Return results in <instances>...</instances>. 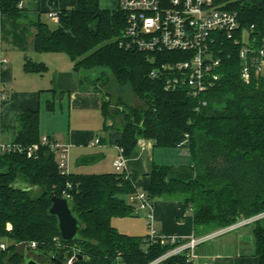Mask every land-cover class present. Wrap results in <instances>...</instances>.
I'll list each match as a JSON object with an SVG mask.
<instances>
[{
  "label": "trees",
  "instance_id": "16d2710c",
  "mask_svg": "<svg viewBox=\"0 0 264 264\" xmlns=\"http://www.w3.org/2000/svg\"><path fill=\"white\" fill-rule=\"evenodd\" d=\"M101 1L78 0L76 8L59 10L55 29L41 21L33 23L35 51L64 53L77 73L86 72L80 83L90 78L92 90L103 96L105 124L109 119L113 122L110 127L104 125L105 129L122 131L118 145L127 157L140 139L154 140L155 147H180L189 152L194 161L191 166L152 163L146 192L152 202L156 198L184 201L193 214L195 236L263 213L264 75L243 81L240 46L221 37L222 79L203 95L207 105L197 111L199 99L186 89L166 91L162 78L150 76L159 62L178 60L179 54H160L157 63L144 52L123 47L126 13L120 8L104 9ZM214 2L238 12L241 29L250 31L254 46L264 39V0ZM0 12L22 15L18 0H0ZM24 68L38 73L47 70L45 64L30 59ZM108 88L119 91L114 102ZM126 90L143 105H127ZM53 104L50 101L51 110ZM119 117L118 127L115 119ZM41 136L39 110L23 109L13 144L38 145L37 151L30 157L14 150L0 153V239L11 241L0 250V264H24L25 254L17 246L32 241L37 247L31 251L48 264H66L74 252V264H152L179 243H151L147 236L125 234L113 225L115 217L137 214L128 201L139 189L136 174L124 170L63 175L56 155L41 144ZM65 194L70 195V207L80 221L70 241L61 237L58 219L49 212L52 197ZM9 223L12 230L7 228ZM253 224L257 254L264 264V217ZM155 264L189 263L183 253Z\"/></svg>",
  "mask_w": 264,
  "mask_h": 264
},
{
  "label": "crops",
  "instance_id": "0c3cea01",
  "mask_svg": "<svg viewBox=\"0 0 264 264\" xmlns=\"http://www.w3.org/2000/svg\"><path fill=\"white\" fill-rule=\"evenodd\" d=\"M22 4L21 17L2 15L0 18V87L7 91L8 98L0 108V142H12L18 131V117L23 109L39 110L40 132L63 144L70 145L69 171L78 174H101L115 172L113 167L106 170L108 153L110 157L117 154L118 142L122 139V131L105 129L110 127L111 120L105 124L101 104L103 96L92 90L89 80L81 85V73L74 69V63L64 53H38L34 40L37 32L33 23L41 21L55 29L58 22L52 19V10L76 8L78 0H18ZM101 7L115 10L119 8V0H102ZM30 59L43 63L47 70L42 73L25 71V62ZM89 82V84H88ZM68 100L70 113L73 111H101L103 128L100 131L106 137L97 136V129L89 126H70L67 134L48 125L50 112L56 110L59 100L61 107ZM53 101V109L49 108ZM99 131V130H98ZM100 139L99 143H95ZM94 143V145H92ZM91 148V149H90ZM154 140L140 139L133 154L127 158V171L136 174V186L147 191L150 186V167L152 163L164 164L156 160ZM92 149H95L91 151ZM172 149H181L180 147ZM162 154V153H160ZM161 156V155H160ZM173 166H185L186 164ZM105 166V167H104ZM111 166L113 162L111 160ZM93 167L96 170L90 171ZM149 219L145 213L138 212L128 217L113 218V225L122 233L128 218L139 215ZM118 223V226L114 222ZM153 225L157 232L166 237L190 238L195 236L194 219L191 209L182 200L156 198L153 201ZM119 226H122L119 228ZM214 232V231H213ZM213 232H201L196 237ZM135 235V234H134ZM145 235V234H144ZM142 235V236H144ZM6 241V239H1ZM31 251V250H30ZM194 252L199 263L206 264H260L257 254V238L255 225L247 224L236 229L211 237L198 244ZM25 257L36 256L33 252L24 251ZM34 258H38L37 256Z\"/></svg>",
  "mask_w": 264,
  "mask_h": 264
},
{
  "label": "built area",
  "instance_id": "2783aa9c",
  "mask_svg": "<svg viewBox=\"0 0 264 264\" xmlns=\"http://www.w3.org/2000/svg\"><path fill=\"white\" fill-rule=\"evenodd\" d=\"M22 9V4L19 3ZM119 8L126 13L127 26L123 32L121 45L126 49L138 50L147 54L150 61L158 63V55L174 53L178 60H168L158 64L150 71L152 78H162L166 91L186 89L193 98L199 99L196 110L207 105L203 97L222 79L223 41L233 40L234 45L240 46L238 55L242 61L240 75L243 81H249L252 76L264 75V39L254 46L250 40V31L241 29L239 14L236 10L224 5L215 4L214 0H119ZM2 13L0 12V18ZM56 22L60 19L59 10L50 13ZM246 32L249 40H244ZM239 33V37L236 34ZM180 56V57H179ZM8 98L6 90L0 87V108ZM96 139L95 143H99ZM41 144L48 147L55 155L59 169L63 175L69 171L70 145L63 144L47 135L41 136ZM94 145V143H92ZM38 145L22 147L12 142H0V153L6 151L25 152L29 157L35 154ZM118 157L114 161L117 172L127 168V156L122 146H117ZM64 197L69 198V194ZM135 211L143 212L149 219V235L151 243H177L152 264L172 256L186 254L189 264L199 263L194 252L195 247L211 237L255 223L264 217V212L234 223L211 234L188 239L166 237L157 232L153 225V202L146 191L138 189L128 197ZM8 230L12 227L7 226ZM58 242L59 237L54 238ZM10 240L0 243V250H5ZM28 250L35 249L37 243H19ZM77 252L67 260L66 264H74Z\"/></svg>",
  "mask_w": 264,
  "mask_h": 264
},
{
  "label": "rangeland",
  "instance_id": "374dc122",
  "mask_svg": "<svg viewBox=\"0 0 264 264\" xmlns=\"http://www.w3.org/2000/svg\"><path fill=\"white\" fill-rule=\"evenodd\" d=\"M248 38H249V34L246 32V34L244 35V40L246 42H248V40H249ZM85 73L86 72L82 71L80 75H87ZM88 74L90 75V73H88ZM90 77H91V75H90ZM89 80H90V78H89ZM108 90H109V88H108ZM109 91H110V97H112L111 99L114 102L116 100V97L118 96L119 91H116L115 88H112ZM123 98H124L125 103L127 105H132L135 107H141L143 105V103L134 94H132L128 90H126V93L123 95ZM111 107H112L111 109H113V107H115L114 104H112ZM119 107L121 109V106H119ZM69 109L70 108L68 106V100L67 99H66V103H64L63 107H61L60 101L58 100L56 102V110L54 112H50V119L48 120V125L56 128L57 130H59L61 132H63V134L65 135L68 133L70 126H76V124H78L80 126H89V124H91L93 127L98 128L97 133H96L97 136L106 137L105 133L103 131H100V129L102 130V128H103V124H102L103 119H102L101 111H84V112L73 111L71 114ZM109 120H111V119H109ZM115 120H116V126H118V127L121 126L122 118L119 117V118H116ZM112 123L113 122L111 120V124ZM93 150H95V149H92L91 151H93ZM155 153H156V157H157L156 160L158 162L165 163V165H168V164H174V165L186 164L185 166H191L194 164L192 156L189 154V152L185 148L172 149V148L157 147L155 150ZM160 153H162V154H160ZM106 155H107V158H105V159H107V161L104 163V165H107V168H108L106 170H110L113 167V169L115 171H117L115 166H114V161L118 157V151H117V154L115 157L114 156L110 157L111 153H108ZM111 160L113 162V166H111ZM89 170L92 171V170H96V169L91 167V168H89ZM122 171H124V170H122ZM139 216L140 217H138V218H128V220L125 221V224H126L125 230H127L128 232H131L132 235L135 234V236H142L144 234H145L144 236H147V235H149V227L147 225L148 224L147 218L142 214ZM9 224L12 227V224L11 223H9ZM114 224L118 226L117 220H116V222H114ZM121 227L122 226H119V228H121ZM1 242H4V240L0 239V243ZM10 243H11V241H10ZM17 248L23 254H24V251L31 252L30 250H28L24 246H20L19 244H18ZM36 256H32L31 254L28 255V257H33V258ZM28 257L26 256L25 258L27 259ZM37 257H38V260L42 264H48V263H45L40 256H37Z\"/></svg>",
  "mask_w": 264,
  "mask_h": 264
},
{
  "label": "water",
  "instance_id": "95a60500",
  "mask_svg": "<svg viewBox=\"0 0 264 264\" xmlns=\"http://www.w3.org/2000/svg\"><path fill=\"white\" fill-rule=\"evenodd\" d=\"M51 200H52V205L49 209V212L53 216H56L58 219L61 237L65 241H70L74 239L80 229V221L74 215L70 207L69 198L53 196ZM54 259L55 258H52V260ZM24 264H42V263L36 258L28 257Z\"/></svg>",
  "mask_w": 264,
  "mask_h": 264
},
{
  "label": "flooded vegetation",
  "instance_id": "af4514ba",
  "mask_svg": "<svg viewBox=\"0 0 264 264\" xmlns=\"http://www.w3.org/2000/svg\"><path fill=\"white\" fill-rule=\"evenodd\" d=\"M38 259V258H37Z\"/></svg>",
  "mask_w": 264,
  "mask_h": 264
}]
</instances>
